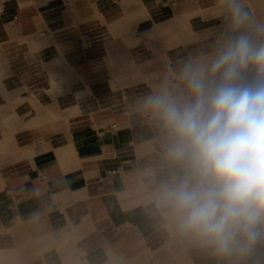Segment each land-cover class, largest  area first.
I'll list each match as a JSON object with an SVG mask.
<instances>
[{"label": "crops", "instance_id": "obj_1", "mask_svg": "<svg viewBox=\"0 0 264 264\" xmlns=\"http://www.w3.org/2000/svg\"><path fill=\"white\" fill-rule=\"evenodd\" d=\"M232 2L0 0V264H264V241L221 257L157 206L180 170L144 105L187 98L185 65L228 39L264 43V0H235L239 31Z\"/></svg>", "mask_w": 264, "mask_h": 264}, {"label": "clouds", "instance_id": "obj_2", "mask_svg": "<svg viewBox=\"0 0 264 264\" xmlns=\"http://www.w3.org/2000/svg\"><path fill=\"white\" fill-rule=\"evenodd\" d=\"M231 15L234 31L246 25L235 0ZM182 75L187 98L165 90L144 100L180 170L160 184L157 206L181 235L218 256L246 257L264 241V43L241 33L210 64L189 62Z\"/></svg>", "mask_w": 264, "mask_h": 264}, {"label": "bare ground", "instance_id": "obj_3", "mask_svg": "<svg viewBox=\"0 0 264 264\" xmlns=\"http://www.w3.org/2000/svg\"><path fill=\"white\" fill-rule=\"evenodd\" d=\"M59 63H60L59 61H55V62H54V67L57 68ZM69 67H70V66L68 65V66H66L64 69H67V70H68ZM52 82H53V83H57V81H55V80H52ZM53 83H52V84H53ZM53 86L55 87V85H53ZM76 95H77V100H80V98H81V96H82V93H77Z\"/></svg>", "mask_w": 264, "mask_h": 264}, {"label": "built area", "instance_id": "obj_4", "mask_svg": "<svg viewBox=\"0 0 264 264\" xmlns=\"http://www.w3.org/2000/svg\"><path fill=\"white\" fill-rule=\"evenodd\" d=\"M165 152H166V149H163L162 152H161V154H162L163 157H166L165 156ZM112 173H115V171H113Z\"/></svg>", "mask_w": 264, "mask_h": 264}]
</instances>
